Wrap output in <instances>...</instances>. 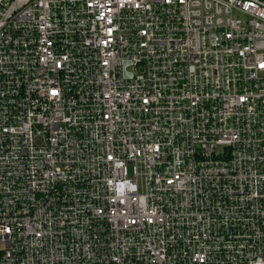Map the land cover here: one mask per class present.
I'll return each mask as SVG.
<instances>
[{"label": "built area", "instance_id": "built-area-1", "mask_svg": "<svg viewBox=\"0 0 264 264\" xmlns=\"http://www.w3.org/2000/svg\"><path fill=\"white\" fill-rule=\"evenodd\" d=\"M0 264H264V0H0Z\"/></svg>", "mask_w": 264, "mask_h": 264}]
</instances>
